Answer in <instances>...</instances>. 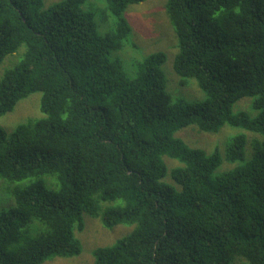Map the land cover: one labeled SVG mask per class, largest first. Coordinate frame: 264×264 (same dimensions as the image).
<instances>
[{"label": "trees", "instance_id": "16d2710c", "mask_svg": "<svg viewBox=\"0 0 264 264\" xmlns=\"http://www.w3.org/2000/svg\"><path fill=\"white\" fill-rule=\"evenodd\" d=\"M84 1L0 0V64L10 61L0 117L33 93L41 112L9 133L0 125L13 199L0 211V264L80 254L83 211L108 229L133 226L93 264H264V0L165 1L174 71L205 94L193 103L172 101L163 52L132 73L110 56L127 45L125 8L144 0H104L113 28L103 35ZM243 98L255 115L233 111ZM190 125L248 131L253 157L239 133L226 155L236 166L217 172V149L175 136Z\"/></svg>", "mask_w": 264, "mask_h": 264}, {"label": "rangeland", "instance_id": "374dc122", "mask_svg": "<svg viewBox=\"0 0 264 264\" xmlns=\"http://www.w3.org/2000/svg\"><path fill=\"white\" fill-rule=\"evenodd\" d=\"M62 0H43L44 8ZM166 0H144L138 3L127 5L122 13L123 18L130 26V32L126 38L127 45L120 49H110V56L118 60L123 69L128 73L135 72V62L144 57L157 52L165 54L162 69L166 77V90L170 94L172 101L193 103L203 100L205 94L197 85L194 78L187 79L185 84L180 83V77L174 71V58L178 49V37L174 32L165 10ZM85 10H92L95 15L97 29L100 34H106L113 28V16L107 11L104 0H85L83 3ZM25 46H21L14 55L23 53ZM18 60V59H17ZM16 60V61H17ZM10 65L9 60L0 64V76ZM40 93H33L20 100L14 109L0 117V125L6 131L12 130L21 122L31 117H40L39 109ZM250 98H243L233 105V111L245 110L253 116L256 111L252 110ZM9 133V132H8ZM244 133L246 135L245 158L249 160L253 157L251 147V135L249 132L229 125H224L216 133L200 132L192 125L181 128L175 132V136L180 138L191 148H198L205 152L217 149L221 163L216 169L222 172L228 168H234L236 163L227 160V147L233 136ZM175 160V159H173ZM177 161V160H176ZM174 161H169L172 163ZM7 183L0 179V211L7 209L8 203L12 202V196L6 192ZM83 229L75 230V237L81 244V252L72 257H55L48 259L42 264H93V251L96 248L108 247L117 240L128 235L133 226L117 225L111 229L106 228L99 218L83 211Z\"/></svg>", "mask_w": 264, "mask_h": 264}]
</instances>
